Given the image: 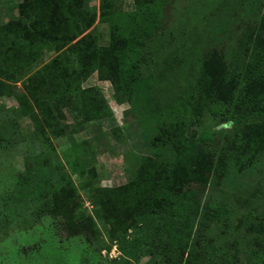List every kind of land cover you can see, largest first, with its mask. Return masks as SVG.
I'll return each mask as SVG.
<instances>
[{
    "label": "rangeland",
    "instance_id": "rangeland-1",
    "mask_svg": "<svg viewBox=\"0 0 264 264\" xmlns=\"http://www.w3.org/2000/svg\"><path fill=\"white\" fill-rule=\"evenodd\" d=\"M26 1L0 0V46L26 5L18 43L77 29L123 95L92 74L109 116L42 145L0 107V264H264V0Z\"/></svg>",
    "mask_w": 264,
    "mask_h": 264
},
{
    "label": "trees",
    "instance_id": "trees-1",
    "mask_svg": "<svg viewBox=\"0 0 264 264\" xmlns=\"http://www.w3.org/2000/svg\"><path fill=\"white\" fill-rule=\"evenodd\" d=\"M135 1L136 6L140 7L141 0ZM26 2L28 3V0ZM20 12L23 13L24 24L21 26L19 22L12 25L11 22L9 26L7 25L10 34L15 35L11 37V41L17 38L18 41L35 39L31 30L25 27L26 23L31 26L36 23L37 19L33 20L32 17L35 14L28 12L26 5L21 7ZM47 24H49L47 27L41 29L40 35L35 36L54 40L51 41L54 44H49V41L45 43L48 49L43 46L41 49L29 51L26 45L16 40L0 46V79L3 80L0 81V96L13 97L18 105L16 109L20 111L19 118L28 117L32 123V130L28 133H23L20 129L19 137L21 136L22 141L38 139L41 145L50 141L51 137L59 138L64 135L66 125L62 122L66 117L65 111L70 112L76 122L80 120L91 122L109 116L110 111L105 102L95 92L81 87L83 81L92 74L96 73L100 81H109L117 98L123 95L118 77L106 65V54L102 51L96 54L88 44L83 43L82 40L87 35H77V29L67 28H64L61 34L53 35L55 24L51 22ZM67 25L63 23V27ZM43 50L57 55L49 62L37 64L36 66L40 65L39 68L32 72L36 67L35 64L41 61ZM77 50L81 51L82 55L78 56ZM76 60L79 67L68 72V65H73ZM22 78L26 80L22 82L20 88L8 84H14ZM125 101L131 103L130 99ZM247 119V117H236L232 122L239 124ZM33 152L39 154L35 150ZM96 192L101 191L93 188L92 195H97ZM81 208L82 205L77 210L82 211Z\"/></svg>",
    "mask_w": 264,
    "mask_h": 264
},
{
    "label": "crops",
    "instance_id": "crops-1",
    "mask_svg": "<svg viewBox=\"0 0 264 264\" xmlns=\"http://www.w3.org/2000/svg\"><path fill=\"white\" fill-rule=\"evenodd\" d=\"M25 80H26V78H22V80H20V81L14 83V84H12V83H8V82H5V83H8V84L13 85V86H15V87H17V88H20L22 82H24ZM0 81H3V80L0 79ZM10 100H12V101L14 102V104L12 103L10 106L6 105L7 103H9ZM1 106H5L6 108H7V107L9 108V107H12V106L17 107V102H16V100H15L13 97H11V96H0V107H1ZM21 119H23V120H27V122H29L28 124H29V125L31 124V125H30L31 129L29 130V131H31V130H32V123H31L30 119H29L28 117H23V118H21ZM28 124H25V125H26V128H25L26 130L29 129ZM25 125H24V126H25ZM22 127H23V126H22Z\"/></svg>",
    "mask_w": 264,
    "mask_h": 264
}]
</instances>
